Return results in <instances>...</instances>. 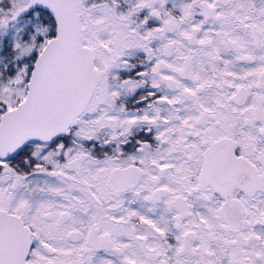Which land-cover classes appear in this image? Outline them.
<instances>
[{
  "label": "snow or ice",
  "instance_id": "1",
  "mask_svg": "<svg viewBox=\"0 0 264 264\" xmlns=\"http://www.w3.org/2000/svg\"><path fill=\"white\" fill-rule=\"evenodd\" d=\"M0 264H264V0H0Z\"/></svg>",
  "mask_w": 264,
  "mask_h": 264
}]
</instances>
